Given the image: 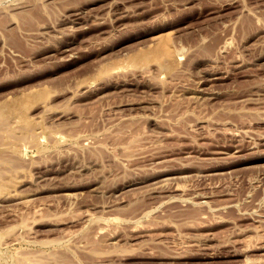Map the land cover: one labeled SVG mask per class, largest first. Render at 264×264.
<instances>
[{
  "label": "rangeland",
  "instance_id": "rangeland-1",
  "mask_svg": "<svg viewBox=\"0 0 264 264\" xmlns=\"http://www.w3.org/2000/svg\"><path fill=\"white\" fill-rule=\"evenodd\" d=\"M0 264H264V0H0Z\"/></svg>",
  "mask_w": 264,
  "mask_h": 264
}]
</instances>
